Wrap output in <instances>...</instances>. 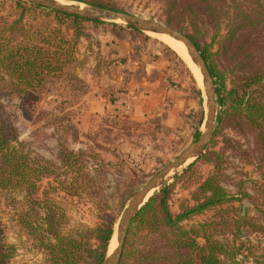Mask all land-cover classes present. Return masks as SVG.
Returning <instances> with one entry per match:
<instances>
[{
    "label": "trees",
    "instance_id": "trees-1",
    "mask_svg": "<svg viewBox=\"0 0 264 264\" xmlns=\"http://www.w3.org/2000/svg\"><path fill=\"white\" fill-rule=\"evenodd\" d=\"M81 1L123 11L102 0ZM157 1L167 23L190 36L206 62L216 124L204 152L155 190L132 218L118 264H264V0ZM87 22L121 27L13 0L0 13V98L17 96L28 116L52 79L77 80L72 70L81 64L78 44L88 38ZM202 27L211 31L209 42L198 39ZM161 53L177 66L173 50L165 45ZM193 91L201 125L203 98L200 89ZM199 134L197 128L194 139ZM64 143L58 144V164L34 155L0 102V207L8 209L44 264H103L115 220L69 228L65 209L50 197L61 191L98 202L104 195L97 155ZM202 164L211 166L205 176ZM179 182L190 191L172 211L169 201ZM4 233L0 221V264H10L13 250Z\"/></svg>",
    "mask_w": 264,
    "mask_h": 264
},
{
    "label": "rangeland",
    "instance_id": "rangeland-1",
    "mask_svg": "<svg viewBox=\"0 0 264 264\" xmlns=\"http://www.w3.org/2000/svg\"><path fill=\"white\" fill-rule=\"evenodd\" d=\"M58 1L65 4H88L81 0ZM102 1L123 11L171 26L167 23L162 4L157 0ZM12 4L13 0H0V13L8 12ZM112 22L121 24V27L106 23H85L88 38L80 39L77 54L81 64L72 70L77 80L69 82L64 79L65 76L52 79L45 85L34 110L28 116L20 110L17 96L0 98L16 128L18 139L27 143L34 155L58 164L60 141L65 142L70 150L81 149L97 155L98 180L104 194L101 201L96 202L86 196L71 197L61 191L50 194L65 209L69 217V228L79 224L93 228L113 219L114 232L133 192L175 159L194 140L193 134L197 128L200 133L205 130L206 108L202 77L199 75L197 79L192 73L193 69L177 54V66L170 65L174 66L183 81L188 82L190 97L194 100L192 109L182 111L171 124L166 123V111H135L132 96L133 91L137 90L135 66L144 62L145 58L154 61L163 56L161 52L165 45L143 31L144 35L133 33L121 21ZM202 28L197 35L198 39L200 42H209L211 31L206 27ZM158 49L160 54L156 51ZM180 61L183 64L181 66ZM192 63L194 64L193 61ZM194 69H197L195 64ZM196 71L199 73L198 69ZM194 87L201 90L203 98L204 116L201 125L197 123L201 108L193 91ZM91 160L93 162L92 158ZM186 166L176 172L180 173ZM210 169L208 164L200 165L203 176ZM172 176L173 173L164 183L172 182ZM42 185L47 188V180ZM189 191L181 182L175 185L169 201L172 211H177L179 201L188 197ZM9 218L8 209L1 206L0 221L4 224L5 242L13 250L9 263L44 264L42 254L31 247L26 236L20 234ZM112 246L114 249L116 242H112L110 247Z\"/></svg>",
    "mask_w": 264,
    "mask_h": 264
},
{
    "label": "water",
    "instance_id": "water-1",
    "mask_svg": "<svg viewBox=\"0 0 264 264\" xmlns=\"http://www.w3.org/2000/svg\"><path fill=\"white\" fill-rule=\"evenodd\" d=\"M22 1L41 5L68 14H76L78 16L85 18H93V19H100L106 21L120 20L121 22L125 24H129L141 31H143V29H147L154 32L167 33L183 42L187 51L191 54L194 62L198 65L199 70L203 76V85H204L206 105H207L206 116H205V130L201 132L196 139H194L188 145H186L175 159H173L163 168L157 171L152 177H150L144 183V185H142L139 189L133 192V194L130 196L128 203L123 208V211L117 222V226H116L117 244L111 256L107 258L106 255L103 262V264H118L122 254L123 244L130 222L137 213V211L141 208V206L147 201L148 198L145 199L147 194L151 190L154 191L158 190L159 187L162 186L164 182H166L167 178L170 175L171 170L175 169L172 172L174 174L176 170L181 168L182 164L188 158L194 157L193 159H195L202 152H204L205 147L208 145L209 140L214 131V127L216 124L215 119L217 115L214 80L210 75L205 60L203 59L199 49L197 48L194 41L190 38V36H188L185 32L181 30L163 24L157 20L145 18L143 16L132 14L126 11H120V10H115V9H110L96 5L85 4V3L62 4L54 0H22Z\"/></svg>",
    "mask_w": 264,
    "mask_h": 264
},
{
    "label": "crops",
    "instance_id": "crops-1",
    "mask_svg": "<svg viewBox=\"0 0 264 264\" xmlns=\"http://www.w3.org/2000/svg\"><path fill=\"white\" fill-rule=\"evenodd\" d=\"M156 51L160 54L159 49ZM135 70L137 90L132 96L136 112L166 111V123L171 124L182 111L192 109L194 100L188 82L182 80L166 57L161 55L154 61L145 58Z\"/></svg>",
    "mask_w": 264,
    "mask_h": 264
},
{
    "label": "bare ground",
    "instance_id": "bare-ground-1",
    "mask_svg": "<svg viewBox=\"0 0 264 264\" xmlns=\"http://www.w3.org/2000/svg\"><path fill=\"white\" fill-rule=\"evenodd\" d=\"M58 3H62V4H65L64 2L62 1H58V0H54ZM83 5V4H81ZM117 21H120V20H117ZM143 31L145 33H147L148 35H150L152 38H155L157 39L159 42L163 43L164 45L168 46L171 50H173L188 66H190L193 71L192 73L195 74V77L198 79V76L201 75L202 77V81L203 82V76L199 70V67L198 65L194 62L191 54L187 51L185 45L183 44L182 41L174 38L173 36L167 34V33H164V32H154V31H151V30H147V29H143ZM192 61L194 62L195 66L197 67L199 73H197V69H194V64L192 63ZM205 91V90H204ZM204 105H205V108L207 110V105H206V97H204ZM194 157H190L188 158L183 164L181 167H184L186 166L189 162H191L193 160ZM175 169L171 170L170 174L174 171ZM154 190H151L147 196L145 197L148 198V196L150 194L153 193ZM112 242H116L117 244V240H116V228H115V231L113 232V235L111 237V240H110V243H109V247H108V250H107V258H109L111 256V254L113 253V246L110 247V244H112Z\"/></svg>",
    "mask_w": 264,
    "mask_h": 264
}]
</instances>
